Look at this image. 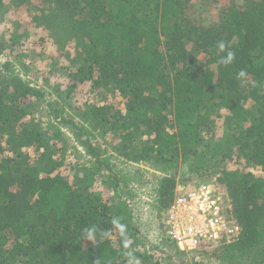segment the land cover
Instances as JSON below:
<instances>
[{"label": "trees", "instance_id": "16d2710c", "mask_svg": "<svg viewBox=\"0 0 264 264\" xmlns=\"http://www.w3.org/2000/svg\"><path fill=\"white\" fill-rule=\"evenodd\" d=\"M2 24L0 264H128L127 252L140 264H264V0H0ZM220 41L235 53L227 66ZM35 56L51 60L49 91L17 72ZM63 128L90 158L73 161ZM102 139L172 171L157 189L164 230L181 165L189 191L214 185L232 233L192 259L168 232L148 247ZM92 226L95 244L81 238Z\"/></svg>", "mask_w": 264, "mask_h": 264}, {"label": "rangeland", "instance_id": "374dc122", "mask_svg": "<svg viewBox=\"0 0 264 264\" xmlns=\"http://www.w3.org/2000/svg\"><path fill=\"white\" fill-rule=\"evenodd\" d=\"M213 15V14H212ZM14 16L13 13H6L5 15V23L7 25V21L12 19ZM3 28H0V40L4 37H8L7 33V26H4L2 24ZM6 35V36H5ZM33 42H29L25 47L27 50H34ZM25 50V49H24ZM36 53L37 51L34 50ZM32 52H30V55ZM5 56L0 55V62L4 61ZM33 61V62H31ZM50 59L49 58H43V57H25L23 58V62L27 65L28 68H22L20 65L16 67L17 72L23 77V79L33 86L42 87L43 89H46L49 91L46 85H44V79H43V72H48V69H51L52 66L50 65ZM63 63V61H62ZM29 64V65H28ZM58 77L59 78H67V75L69 74V68L64 66L58 67ZM67 80V79H66ZM65 81V80H62ZM48 99H53L58 102H61L64 104V107L67 108L69 111L72 109L73 103H69L67 98L63 96L62 98L59 96L55 98L52 97L48 93ZM63 132L70 138V142L77 146L80 149L81 155L77 156L75 155L73 158V161H77L78 158L80 160H84L87 158H90L84 150L82 149L81 145L75 141V138L73 134L67 129L63 128ZM108 139L111 140L110 137ZM106 140V139H105ZM101 140L103 145H108V154H111V163L114 167V170L122 177L129 179V191L132 195V200L134 206L138 210V216L140 217L139 223L140 226H142L143 234L145 235L147 240H150L151 243L148 245V247H151L152 245L156 246L157 244L161 243V237L165 233L167 234L166 229L164 230L163 224L164 220H162L161 215L157 212V189L159 185V181L162 177L166 175V173H172V171H165L161 165L156 166L155 164L149 163V162H140L136 163L133 161H130L123 156L119 155V152L115 148V146H112L110 144L112 141H105ZM135 145V144H134ZM187 177L186 172L184 171L183 166H179L176 173V188L175 193L178 191L186 190L189 191L188 186L185 182V179ZM211 183L206 184H200L196 187H194L191 190L197 189L201 187L202 185H209ZM158 213L156 216L155 213ZM165 236V235H164ZM167 249V248H166ZM152 250H155L153 248ZM159 252L158 250H155V253ZM194 252L187 253L188 257L193 258ZM204 264H221L219 261H216L215 259L210 260L209 257H203L202 258ZM255 263V262H254ZM253 262H248L247 264H254ZM227 264V263H224Z\"/></svg>", "mask_w": 264, "mask_h": 264}, {"label": "built area", "instance_id": "2783aa9c", "mask_svg": "<svg viewBox=\"0 0 264 264\" xmlns=\"http://www.w3.org/2000/svg\"><path fill=\"white\" fill-rule=\"evenodd\" d=\"M166 227L169 237L183 252H192L203 242L233 231L213 184L176 192Z\"/></svg>", "mask_w": 264, "mask_h": 264}, {"label": "clouds", "instance_id": "9594fccd", "mask_svg": "<svg viewBox=\"0 0 264 264\" xmlns=\"http://www.w3.org/2000/svg\"><path fill=\"white\" fill-rule=\"evenodd\" d=\"M217 48H218V50L226 51V53H227L226 56H223L220 58L219 62L221 64L227 66L234 61L235 53L232 52L231 50H227L226 44L223 41L218 42ZM246 77H247L246 70L241 69L237 73V79H239L242 84L244 82H246ZM112 224L115 225V227H117L118 229H120L121 233L124 232V225H122L120 223L118 218H114L112 220ZM96 232H97V229L95 228V226L89 227L82 232L81 238L86 239L88 241H92L95 244ZM104 235L107 236L108 233L105 232ZM124 247L125 248L128 247L127 241L125 242ZM126 255L129 257L128 264H140V261L133 256L132 252H127ZM97 264H98V262H97Z\"/></svg>", "mask_w": 264, "mask_h": 264}]
</instances>
